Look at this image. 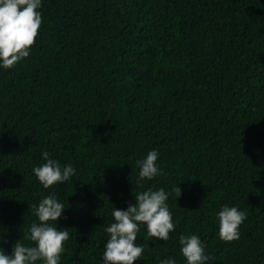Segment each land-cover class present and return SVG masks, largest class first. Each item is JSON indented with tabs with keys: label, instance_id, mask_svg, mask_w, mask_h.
<instances>
[{
	"label": "trees",
	"instance_id": "obj_1",
	"mask_svg": "<svg viewBox=\"0 0 264 264\" xmlns=\"http://www.w3.org/2000/svg\"><path fill=\"white\" fill-rule=\"evenodd\" d=\"M28 57L0 67V251L11 253L55 195L69 232L59 264H103L114 208L164 188L175 231L140 225L135 264L181 254L198 235L205 264H264V0H42ZM157 150L161 174L138 183ZM72 165L45 189L43 152ZM181 187L178 199L174 187ZM247 213L239 239L219 238L223 206ZM36 264H43L37 261Z\"/></svg>",
	"mask_w": 264,
	"mask_h": 264
},
{
	"label": "clouds",
	"instance_id": "obj_2",
	"mask_svg": "<svg viewBox=\"0 0 264 264\" xmlns=\"http://www.w3.org/2000/svg\"><path fill=\"white\" fill-rule=\"evenodd\" d=\"M42 0H0V67L13 68L20 60L30 54L31 47L36 43L39 29L42 25V15L38 11ZM159 152L150 151L144 159L136 162L139 168L138 183L152 180L161 174L157 165ZM46 163L35 167L33 172L45 189L55 184L68 181L75 175L72 165L61 167L59 160L50 158L43 152ZM178 199L182 195L181 187L172 189ZM135 194V203H130L127 209L114 208V222L105 228L109 238L103 252V264H135L141 258L148 243L137 244L140 225H146L150 238L167 241L170 233L175 231L172 213L166 203L169 193L164 188H151ZM64 204L55 195L44 197L35 207V215L39 223L30 226L28 240L35 246H26L19 240L14 244L11 253L0 251V264H59L64 244L69 239V232L59 229L49 222H57L62 216ZM247 218L245 211L237 206L227 205L218 213L219 238L225 242L239 239V227ZM181 254L187 264H205L210 256L205 254V244L198 235H181ZM160 264H177L173 258H166Z\"/></svg>",
	"mask_w": 264,
	"mask_h": 264
}]
</instances>
